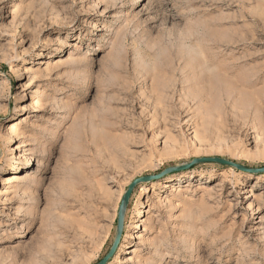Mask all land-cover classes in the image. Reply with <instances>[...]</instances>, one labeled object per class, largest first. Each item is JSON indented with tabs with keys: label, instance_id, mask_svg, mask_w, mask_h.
Returning <instances> with one entry per match:
<instances>
[{
	"label": "rangeland",
	"instance_id": "374dc122",
	"mask_svg": "<svg viewBox=\"0 0 264 264\" xmlns=\"http://www.w3.org/2000/svg\"><path fill=\"white\" fill-rule=\"evenodd\" d=\"M204 156L264 167V0H0V264H96ZM107 264H264V172L138 184Z\"/></svg>",
	"mask_w": 264,
	"mask_h": 264
},
{
	"label": "water",
	"instance_id": "95a60500",
	"mask_svg": "<svg viewBox=\"0 0 264 264\" xmlns=\"http://www.w3.org/2000/svg\"><path fill=\"white\" fill-rule=\"evenodd\" d=\"M197 162L217 163V164L234 167L238 170H242L245 172H251V173L264 172V167L251 168V167H247L241 163L230 160L228 158H223V157H219V156H204V157H200V158H195L191 162L166 167L156 174H147V175H143V176L135 178L129 184L128 188L126 189V191L124 192V194L121 198V202H120V205L118 208L116 234H115V238L113 240V243H112L109 251L106 253V255L100 261H98L96 264H107L110 261V259L113 257V255L115 254L116 250L118 249L122 235L124 233L125 217H126L127 208H128V205H129V202L131 199V195H132L135 187L140 183L150 182V181H153L155 179L164 177L168 174H172V173H175L177 171L184 170V169L190 167L191 165H193Z\"/></svg>",
	"mask_w": 264,
	"mask_h": 264
},
{
	"label": "bare ground",
	"instance_id": "6f19581e",
	"mask_svg": "<svg viewBox=\"0 0 264 264\" xmlns=\"http://www.w3.org/2000/svg\"><path fill=\"white\" fill-rule=\"evenodd\" d=\"M27 144V143H26ZM31 163L29 162V165ZM171 179H173V177H171ZM127 229H128V225H127ZM141 237V236H140ZM142 238V237H141ZM123 246H127L126 243L123 242V245L119 248V251H118V255L123 251Z\"/></svg>",
	"mask_w": 264,
	"mask_h": 264
}]
</instances>
